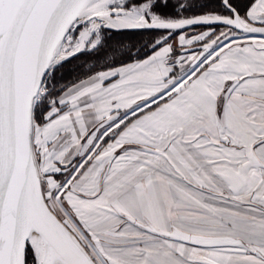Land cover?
Returning a JSON list of instances; mask_svg holds the SVG:
<instances>
[{"label": "snow or ice", "instance_id": "snow-or-ice-1", "mask_svg": "<svg viewBox=\"0 0 264 264\" xmlns=\"http://www.w3.org/2000/svg\"><path fill=\"white\" fill-rule=\"evenodd\" d=\"M0 264H264V0H0Z\"/></svg>", "mask_w": 264, "mask_h": 264}]
</instances>
